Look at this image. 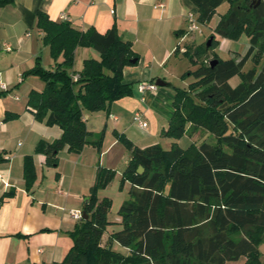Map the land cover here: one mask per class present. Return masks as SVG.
I'll return each instance as SVG.
<instances>
[{"label":"trees","instance_id":"trees-1","mask_svg":"<svg viewBox=\"0 0 264 264\" xmlns=\"http://www.w3.org/2000/svg\"><path fill=\"white\" fill-rule=\"evenodd\" d=\"M224 1L182 3L198 23L208 24ZM227 1L229 8L210 35V46L204 42L183 54L195 66L187 73L193 82L174 90V112L162 132L178 140L201 130L211 141L184 149L176 144L168 150L159 144L140 149L119 136L130 153L121 180L130 188L118 210L120 229L109 234L108 246L102 245L111 225V201L97 194L113 172L98 167L82 208L88 218L68 233L72 244L64 259L53 264H228L242 258L244 264H262L258 246L264 242V1ZM10 3L0 0V7ZM36 18L42 44L55 65L46 70L37 57L24 74L44 84L41 92L29 93L27 105L37 121L62 131L54 143L36 148L46 155V165L55 167L64 147L72 154L85 146L100 150L102 135L92 137L82 113L107 111L131 94L122 72L137 63V56L115 27L100 34L92 28L76 30L67 21L54 22L41 12ZM241 32L249 39L246 53L238 60L221 59L215 53L219 39H238ZM77 48L93 49L99 60H84L81 71L74 73ZM210 53L217 61L213 65ZM248 61L253 66L244 71ZM236 76L240 81L231 86ZM139 166L142 174L137 173ZM24 179L29 190L35 180L31 157L24 159ZM113 243L126 253L115 251Z\"/></svg>","mask_w":264,"mask_h":264},{"label":"crops","instance_id":"crops-1","mask_svg":"<svg viewBox=\"0 0 264 264\" xmlns=\"http://www.w3.org/2000/svg\"><path fill=\"white\" fill-rule=\"evenodd\" d=\"M39 12L54 22L67 21L79 31L92 28L104 34L115 27L137 56V63L122 72L131 94L112 103L107 111L82 113L86 130L102 135L100 152L85 146L79 154H72L64 147L55 167L47 166L46 155L36 148L40 143H54L62 131L34 118L28 95L41 92L44 84L34 76H24L37 57L47 61L46 70L55 65L36 25ZM189 14L182 0H11L0 7V83L7 87L0 91V264L60 263L72 244L68 233L76 224L70 211L83 208L99 164L116 170L118 165L121 174L125 170L130 153L118 137L124 136L140 149L161 146L163 139H170L162 132L174 112V90L180 88L171 83L175 68L168 64L190 46L204 43L207 35L198 27L197 36L188 31ZM219 42L217 49L226 50L227 59L238 60L247 51L240 54L226 49L228 40ZM87 59L99 60V55L91 48H77L73 72H80ZM143 82L164 86L140 92L138 85ZM136 114L145 128L133 121ZM26 157H31L35 172L29 190L24 179ZM119 223L120 218L115 224ZM112 231L106 229L102 245L108 246ZM116 246L112 244L118 251ZM239 261L244 264L245 259Z\"/></svg>","mask_w":264,"mask_h":264},{"label":"rangeland","instance_id":"rangeland-1","mask_svg":"<svg viewBox=\"0 0 264 264\" xmlns=\"http://www.w3.org/2000/svg\"><path fill=\"white\" fill-rule=\"evenodd\" d=\"M229 8V3L227 0H225L215 11V15L213 19L211 20L210 23L208 24H201L197 22V18L195 16V20L197 23V27L200 29V31L204 32L205 38L204 42H207L208 37L210 36L213 31L214 27H216L217 23L219 22L220 18L227 12ZM216 24V25H215ZM192 35L197 36L198 32H194ZM194 46H190L189 48H193ZM249 47V39L248 36L245 32H241L239 35L238 39H229L228 44L226 46L227 48H233L237 53L243 54L247 48ZM217 49V48H216ZM215 53L223 60L227 59V54L226 50H221L220 48L215 50ZM178 58H175L174 60L170 61L168 64V68H175L173 72V79L171 80V83L174 84L175 87L183 89L187 88L188 85L193 82L192 76L187 75V73L191 72L195 66L191 63V61L185 57L183 54L177 56ZM51 58V57H50ZM209 60H213L212 53L209 54ZM47 62V61H45ZM45 62L41 60V66L45 69L46 65ZM74 66V65H73ZM253 64L251 61H248L244 67V71H247L248 69L252 68ZM39 80V79H38ZM41 81V80H40ZM240 79L239 77H234L232 80H230V85L231 86H236L239 83ZM42 82V81H41ZM43 83V82H42ZM96 113V112H93ZM92 137H97L99 135H94L92 134ZM211 141V138H208L207 135L204 133V131L198 130L197 132L193 133L192 135L186 134L183 135L180 139L178 140H172L168 139L165 140L163 139L161 142V147L165 150H168L171 146V143L176 144L178 147L184 149L186 148L190 143H195L199 144L202 141ZM101 150V147H100ZM99 150V152H100ZM99 164V163H98ZM103 164H99V167H103ZM117 170L116 169H109L113 172V178L112 180L107 184V186L100 190L98 192V198H103L106 197L111 201V207L108 212L107 218L108 221L111 223L110 226L107 227L108 230H114L117 231L120 229V226L116 225L115 222L119 220V215H118V210L120 206L123 204L124 201L128 200V192H129V183L127 182H121L122 180V174L120 171H118V165H117ZM107 169V168H106ZM82 209H80L81 211ZM106 241V240H104ZM115 249L118 250V252L121 253H126V251L121 247V246H116ZM116 251V250H115ZM258 251L261 254V261L262 264H264L263 259H264V242L261 243L258 246ZM229 264H241L240 261L238 262H232Z\"/></svg>","mask_w":264,"mask_h":264},{"label":"built area","instance_id":"built-area-1","mask_svg":"<svg viewBox=\"0 0 264 264\" xmlns=\"http://www.w3.org/2000/svg\"><path fill=\"white\" fill-rule=\"evenodd\" d=\"M187 23H188V31L194 32L197 30L195 17L192 14H189L187 16ZM77 80V76L73 77V81ZM6 85L4 83H0V91L6 90ZM157 89V86L153 83L143 82L138 85V90L140 92H148V91H155ZM133 121L136 122L140 127L145 128L147 125L145 122H142L140 120L139 115H135L133 118ZM70 217L74 222H79L82 220V212L81 211H70Z\"/></svg>","mask_w":264,"mask_h":264},{"label":"water","instance_id":"water-1","mask_svg":"<svg viewBox=\"0 0 264 264\" xmlns=\"http://www.w3.org/2000/svg\"><path fill=\"white\" fill-rule=\"evenodd\" d=\"M260 1L261 0H256L255 5H258L260 3ZM212 39H213V37H209V39L207 40V43H206L207 48L210 46ZM135 62H136V60H132V63H135ZM215 62H217V61L216 60L210 61V65H213ZM155 85L157 87H162V86H164V83L157 82ZM142 172H143V168L139 166L137 169V173L142 174ZM87 218H88V216H87L86 212L82 211V220H87Z\"/></svg>","mask_w":264,"mask_h":264}]
</instances>
